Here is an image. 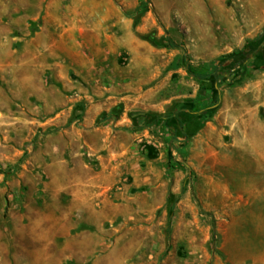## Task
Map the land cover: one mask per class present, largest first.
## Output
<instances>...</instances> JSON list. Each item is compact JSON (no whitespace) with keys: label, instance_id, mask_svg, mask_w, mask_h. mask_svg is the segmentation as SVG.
Here are the masks:
<instances>
[{"label":"rangeland","instance_id":"rangeland-1","mask_svg":"<svg viewBox=\"0 0 264 264\" xmlns=\"http://www.w3.org/2000/svg\"><path fill=\"white\" fill-rule=\"evenodd\" d=\"M263 55L264 0H0V264H264Z\"/></svg>","mask_w":264,"mask_h":264},{"label":"crops","instance_id":"crops-1","mask_svg":"<svg viewBox=\"0 0 264 264\" xmlns=\"http://www.w3.org/2000/svg\"><path fill=\"white\" fill-rule=\"evenodd\" d=\"M119 62H120V60L117 59V63H119ZM187 104H189V103H187ZM190 106H191L190 104L183 106L184 108H182L181 113L189 115L188 112H190L189 111V107ZM199 118H200V116H198V115H196V116L194 115V117H192L191 120H189L188 118L186 119V117H185L186 121H185V124H184V126L182 128V132L184 134H187L189 137L191 136L192 138L200 136L201 135L200 134L201 131L200 132H195V130H197V129L198 130L203 129V124H202V122L200 121ZM180 120H181V118H180ZM126 121L127 120L125 118H120L118 121H116L115 126L116 127L119 126L120 129H121L124 126H130L132 124V122L130 120H128V123H126ZM109 130H110L109 126L108 127L105 126V127H102V128L101 127H97V128H94L93 130L90 131L91 135L99 136V142H100L99 143V148L100 149H105V148L110 149V146L112 145V140H114L113 138L116 139L117 136L118 137H122L125 134H128V133L123 132L122 130H118V131H115L114 133L110 134ZM87 146H88V148L91 150V152L93 154H95V155L97 154V151H98L97 145L87 144ZM150 146H151V152L148 153V151L146 149H144L143 154H142V156L146 160H149V161L155 160V159H157L159 157V155L157 154V149L155 148L156 146L154 144H152ZM91 155L92 154L90 153V156ZM150 156L151 157H155L156 156V158H152L151 159V158H149ZM67 166L68 165L66 163L60 162V166H58V167L63 169V168H66ZM44 168H47V172H48V168H49L48 165L45 166ZM97 176H99V177L90 176L88 178V180L85 178L84 181L82 179H79L77 184H81L84 187H83V189H79L78 193L81 194L84 191L85 193H89L90 197L92 198V194L97 191V188H101V190L103 188L106 189V186L103 187V185L108 182L106 175L101 172V174H99ZM98 183H100V185H98ZM75 248H79L80 249L79 255H80L81 258H87V256H91L92 255V253H91L92 246L89 245V244H86L85 242L84 243H78V245H75ZM77 254L78 253H76L75 255L78 256Z\"/></svg>","mask_w":264,"mask_h":264},{"label":"trees","instance_id":"trees-1","mask_svg":"<svg viewBox=\"0 0 264 264\" xmlns=\"http://www.w3.org/2000/svg\"><path fill=\"white\" fill-rule=\"evenodd\" d=\"M263 58H264V55H263ZM190 72V71H189ZM216 89L214 88L213 89V92L214 93H216V91H215ZM216 98H217V96H212L211 97V103H212V105L210 106V107H206V105L207 104H204L203 106H205L204 107V109H202V112H200V113H198V116H201V117H205V118H208V117H210L212 114H213V112L215 111L213 108H214V106H215V104H216ZM192 117H194L193 115H190L189 117H187L189 120H191V118ZM153 120H155L154 118H153ZM170 122V123H169ZM164 123L166 124V127H168V128H170V126H172L171 127V130H172V133L173 134H177V133H179L180 132V128H179V126H180V122H179V120L178 119H176L174 116H173V118L172 119H170L169 121H164ZM175 130V131H174ZM182 134H184L183 132H181ZM144 149H146L147 151H148V153H150L151 152V146L150 145H145L144 147H143ZM149 158H156V156L155 157H149Z\"/></svg>","mask_w":264,"mask_h":264}]
</instances>
